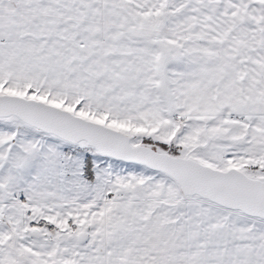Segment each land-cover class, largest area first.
<instances>
[{"label":"snow or ice","instance_id":"6c2138e0","mask_svg":"<svg viewBox=\"0 0 264 264\" xmlns=\"http://www.w3.org/2000/svg\"><path fill=\"white\" fill-rule=\"evenodd\" d=\"M0 264H264V0H0Z\"/></svg>","mask_w":264,"mask_h":264}]
</instances>
